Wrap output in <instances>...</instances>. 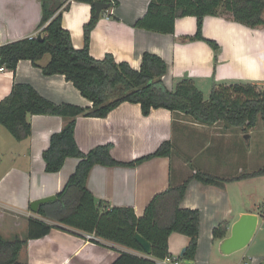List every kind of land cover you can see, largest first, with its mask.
<instances>
[{
    "label": "crops",
    "instance_id": "obj_1",
    "mask_svg": "<svg viewBox=\"0 0 264 264\" xmlns=\"http://www.w3.org/2000/svg\"><path fill=\"white\" fill-rule=\"evenodd\" d=\"M61 1L70 3L63 13L62 26L70 33L74 48L83 49L84 26L91 21L92 8L73 0ZM117 1L119 6L107 10L91 33L90 54L96 60L111 55L117 63L126 62L139 71L145 53L157 55L168 66L163 78L168 89L173 90L183 80H192L205 100L218 85L264 86V27H246L234 21L230 14L206 16L203 25L206 41L190 40L197 32L196 17L176 19L173 34L151 32L135 27L147 13L151 0ZM41 18L40 0H0V46L36 37ZM207 40L216 43L218 50ZM48 61L46 56L40 64ZM15 84H29L55 104L93 106L64 76H45L30 61H20L15 72L0 70V102ZM29 121L32 134L22 142L11 138L0 125V235L3 238L7 227L21 229L29 218L41 219L39 213L31 211V204L60 193L79 162L69 158L60 172L47 173L43 153L50 146L51 136L61 132L66 122L47 115L30 116ZM75 139L84 154L98 146L111 145L112 157L124 164L153 154L163 143L171 142L174 153L170 158H155L135 166L98 165L90 172L87 187L98 202L107 208H132L138 217L143 216L155 195L170 185H181L197 171L233 180L264 168L262 120L246 132L242 128L227 129L223 123L201 124L167 109H153L145 116L139 104L127 102L106 118L78 117ZM252 179L256 180L231 181L222 188L205 186L196 180L190 183L181 207L199 210L201 214L198 251L192 264H225L216 254L222 240L214 238V230L222 223L229 224L230 236L233 224L243 214H255L259 216L255 236L264 231V190L253 185ZM16 238L26 237L16 235ZM93 240L100 244L80 231L53 229L46 237L27 242L19 264H113L124 251L142 256L101 239ZM188 244V237L172 234L170 255L180 257ZM260 256L255 258V264H264V253Z\"/></svg>",
    "mask_w": 264,
    "mask_h": 264
},
{
    "label": "trees",
    "instance_id": "obj_2",
    "mask_svg": "<svg viewBox=\"0 0 264 264\" xmlns=\"http://www.w3.org/2000/svg\"><path fill=\"white\" fill-rule=\"evenodd\" d=\"M40 1L42 18L38 35L0 46V69L15 72L20 61H30L45 76H64L93 106L82 108L67 103L55 104L29 84H15L11 93L0 102V125L18 142L27 140L32 134L30 116H56L65 120L64 128L51 136L50 146L43 153L47 173L60 172L69 158L79 160L75 172L56 195L57 199L40 206L41 219H28L25 239L10 241L0 235V264H19L20 253L27 242L42 239L53 229L94 235L97 239L142 255L124 251L113 264H155V260L171 256L169 238L177 233L189 238L185 253L179 259L194 262L201 214L199 210L181 207L190 183L196 180L205 186L222 188L231 181L264 177V168L233 180L197 171L181 185H170L166 191L155 195L143 216L138 217L132 208H107L104 203L98 202L87 187L90 172L98 165L135 166L155 158H170L174 153L171 142L163 143L153 154L124 164L112 157L111 145L98 146L84 154L75 139L77 119L80 116L106 118L116 107L128 102L139 104L145 116L153 109H167L201 124L223 123L227 129L242 128L248 132L256 127L259 120L264 122V86L218 85L213 88L208 100L192 80H183L170 90L163 81L168 66L157 55L145 53L139 71L126 62L117 63L111 55L103 60L91 56V33L100 19L95 18V4L100 2L111 4L110 8L118 7L117 0H73L92 8L91 21L84 26L85 46L80 50L74 48L70 33L62 26L63 13L70 8V3ZM223 14H230L234 21L252 29L264 27V0H151L147 13L135 27L173 34L176 19L194 16L197 18V32L190 40H205L204 18ZM207 42L218 50L216 43ZM46 56H49V61L41 65ZM228 230L229 224L222 223L214 230V238L225 239ZM137 234L151 244L150 256L137 242ZM91 241L100 244L96 240Z\"/></svg>",
    "mask_w": 264,
    "mask_h": 264
},
{
    "label": "water",
    "instance_id": "obj_3",
    "mask_svg": "<svg viewBox=\"0 0 264 264\" xmlns=\"http://www.w3.org/2000/svg\"><path fill=\"white\" fill-rule=\"evenodd\" d=\"M111 4L96 3L95 18L99 19L102 13L108 10ZM41 39V36H39ZM248 137V136H247ZM57 199L56 196H51L31 204V211L33 213H39L40 206L46 203L54 202ZM259 224V216L255 214H243L237 222H235L231 228L230 236L223 239L219 244V251L223 256H230L238 253L247 248L252 242ZM137 242L145 250L146 254L150 256L152 254L151 244L146 241L141 235H136ZM185 249L182 250L181 257H183ZM186 264H192L191 261H185Z\"/></svg>",
    "mask_w": 264,
    "mask_h": 264
},
{
    "label": "rangeland",
    "instance_id": "obj_4",
    "mask_svg": "<svg viewBox=\"0 0 264 264\" xmlns=\"http://www.w3.org/2000/svg\"><path fill=\"white\" fill-rule=\"evenodd\" d=\"M8 135L12 137V135L10 133H8ZM255 136L252 139L251 145L252 147H254L255 145ZM262 164L264 166V158H262L261 160ZM249 180V179H248ZM253 185L257 184L259 189L264 190V177H256L255 179H252ZM264 207V206H263ZM4 231V238L6 240H13L16 235H19L22 238H25L28 232V224H25V228H18V229H14L11 230L9 229V227L6 228V230ZM219 252V253H218ZM261 253H264V231H259L257 233V235L254 238V241L250 244V246H248L247 248H245L244 250L232 254L230 256H223L220 251L219 248L216 249V254L219 255V258H221L222 263L225 264H238L239 262L245 261L249 264H255V258L256 257H262L260 256ZM252 259V261H251ZM263 262V261H262Z\"/></svg>",
    "mask_w": 264,
    "mask_h": 264
},
{
    "label": "built area",
    "instance_id": "obj_5",
    "mask_svg": "<svg viewBox=\"0 0 264 264\" xmlns=\"http://www.w3.org/2000/svg\"><path fill=\"white\" fill-rule=\"evenodd\" d=\"M0 70H3L2 68ZM87 237L89 239H94V235H87ZM183 261H181L179 259V257H172V256H169L165 259H159V260H155V264H182Z\"/></svg>",
    "mask_w": 264,
    "mask_h": 264
}]
</instances>
